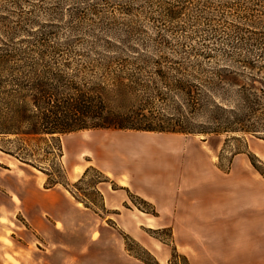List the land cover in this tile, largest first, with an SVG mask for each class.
I'll return each mask as SVG.
<instances>
[{"label": "rangeland", "instance_id": "1", "mask_svg": "<svg viewBox=\"0 0 264 264\" xmlns=\"http://www.w3.org/2000/svg\"><path fill=\"white\" fill-rule=\"evenodd\" d=\"M124 1L0 0V38H4L8 27L22 25L28 19L30 22L25 29L32 33L54 31L61 39L74 40L72 50L76 54H64L63 62L72 60L84 63L89 57L100 58L98 54L101 53L115 55L118 51L116 49L94 48L88 42L94 37L110 39L113 36L109 33L123 36L125 31L134 30L145 37L160 31L167 34L172 31L180 36L197 37L190 42L193 46L201 37L212 39L211 34L216 30L219 38L217 47L226 49V52L220 49L211 51L208 47L201 49L200 53L209 58L185 53L180 56L171 53L157 55L153 50L146 52L142 48L137 51L140 54L153 55L155 59L169 58L182 61L186 65L165 66V76L169 78L170 84L161 88L168 92L166 99L130 101L139 108L146 105L141 113L148 116L185 119L193 133L92 130L68 134L60 139H48V145L35 140L30 145L38 150L33 157L36 166L23 163L6 153L20 149L24 141L16 137L0 138V144L6 149L5 153L0 151V205L4 203L1 199H5L4 192L7 191L1 183L8 185L9 187H5L11 190L15 179H19L21 183L34 182L40 190L56 187L65 189L78 197L85 206L98 210L104 218L109 217L112 222L120 220L122 224L126 221L130 228L129 235L124 238L128 241H151L161 246L169 264H188L187 259L179 255L172 246L171 225L174 217H160L161 226L157 230L138 226L135 220L141 217L138 210L155 218L157 213L131 189L122 186L119 183L120 178L114 174L125 173L123 180L129 176L140 179L142 175L150 180L159 179L164 183L174 184L179 191H185V188L193 185L201 176L264 178V70L250 69L240 62L245 51H240L238 37L233 36L235 31L241 33L240 30L249 37L261 36L264 33V15L250 22L236 20L233 12L222 21L219 17L215 18L208 27L182 20L176 23L164 19L158 21L157 10L151 12L144 8L146 5L143 2L134 4L133 16H127L124 14L125 9L120 8ZM227 1L233 2L231 9L235 8L236 3L233 0ZM45 24L53 26L46 29L41 27ZM23 33L26 35V32ZM232 42L233 45L238 44L235 53L230 49L233 45L230 46L229 43ZM183 51H189V48ZM137 52L129 55L137 56ZM77 66V62L72 65L74 68ZM172 68H181V72ZM155 71L154 68H146L143 72L136 71L134 74L149 78L155 77ZM183 78L195 86L192 91L199 93V99H186L170 90L174 88L171 83ZM218 127H226L227 132L213 133ZM256 148L262 152L258 150L254 153ZM24 149L25 153L32 152L29 148ZM45 149L50 154L44 155ZM19 152L24 153L20 150ZM233 180L237 178L229 181ZM235 186L228 185L230 190ZM21 191L22 189L18 190L16 194L19 195ZM102 192L107 193L109 207L118 206L120 213L127 215L120 217L115 210L104 211L100 195ZM123 199H126V203H122ZM7 206L13 205L9 203ZM128 208L133 212H129ZM129 248L149 264H156L152 256L138 244L129 242Z\"/></svg>", "mask_w": 264, "mask_h": 264}, {"label": "trees", "instance_id": "2", "mask_svg": "<svg viewBox=\"0 0 264 264\" xmlns=\"http://www.w3.org/2000/svg\"><path fill=\"white\" fill-rule=\"evenodd\" d=\"M233 1L236 5L232 9L233 2L227 0H125L120 8L125 9L124 14L127 16H133L134 4L143 2L146 5L144 8L151 12L157 10L158 21L164 19L176 23L182 20L208 27L215 18L219 17L222 21L233 12L236 20L250 22L264 15V0ZM28 22L30 21L26 19L22 25L8 27L4 38H0V138L16 137L24 141L20 149L6 153L30 165H35L33 157L38 152L30 145L31 141H42L48 145V139H60L81 131L130 130L192 134L185 119L148 116L141 113L146 105L139 108L130 101L166 99L168 92L161 88L170 84L169 78L165 76V66L185 67L186 63L162 57L155 59L153 55L137 51L142 48L146 52L153 50L157 55L171 53L180 56L185 53L203 56L204 53H200V50L208 47L211 51L226 52V49L217 47L219 38L216 30L211 34L212 39L200 36L201 39L193 46L190 42L197 37H184L172 31H169L170 34L160 31L153 36L142 37V33L128 30L123 36L109 33L113 36L110 39L94 37L88 41L94 48L118 50L115 55L101 53L98 54L100 58L89 57L84 63L72 60L63 62L64 54H76L72 50L74 40L61 39L54 31L32 33L25 29ZM50 26L53 25L45 24L41 27L46 29ZM240 32L235 31L233 34L238 37L240 51H245L240 62L250 69L264 70V33L259 37H249L245 32ZM235 44L229 43L230 46L233 45L230 49L234 53L238 46ZM187 47L189 51H183ZM132 52H137L138 55L130 56ZM203 57L209 58L207 55ZM74 62L78 64L76 68L72 67ZM146 68H154L155 77L134 74L136 71L141 73ZM172 69L179 71L181 68ZM173 84L174 88L170 89L172 92L175 91L186 99H199V93L192 91L195 86L187 79H178L171 83ZM223 132H227L226 127H218L213 131ZM24 147L32 152L25 153ZM4 148L0 144V151L5 153ZM43 153L48 155L50 151L45 149Z\"/></svg>", "mask_w": 264, "mask_h": 264}, {"label": "crops", "instance_id": "3", "mask_svg": "<svg viewBox=\"0 0 264 264\" xmlns=\"http://www.w3.org/2000/svg\"><path fill=\"white\" fill-rule=\"evenodd\" d=\"M114 175L157 213L155 218L138 210V226L157 230L160 217H174L172 246L188 264H264L261 176H201L179 191L174 184L143 175L126 180L123 172ZM1 184L7 191L0 205V264H148L133 253L129 242L138 244L156 264H169L160 245L142 239L128 241L124 238L130 228L126 221L104 218L65 189L40 190L36 183L19 179L11 190ZM229 184L236 186L230 190ZM100 195L104 211L127 215L118 206L109 207L107 193ZM9 203L13 206L8 207Z\"/></svg>", "mask_w": 264, "mask_h": 264}, {"label": "bare ground", "instance_id": "4", "mask_svg": "<svg viewBox=\"0 0 264 264\" xmlns=\"http://www.w3.org/2000/svg\"><path fill=\"white\" fill-rule=\"evenodd\" d=\"M76 170V169H75Z\"/></svg>", "mask_w": 264, "mask_h": 264}]
</instances>
